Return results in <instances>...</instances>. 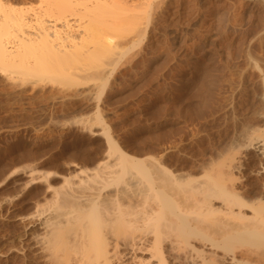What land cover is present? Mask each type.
<instances>
[{
    "label": "rangeland",
    "instance_id": "rangeland-1",
    "mask_svg": "<svg viewBox=\"0 0 264 264\" xmlns=\"http://www.w3.org/2000/svg\"><path fill=\"white\" fill-rule=\"evenodd\" d=\"M120 1L135 4L134 14L144 18L150 4L151 22L146 33L142 19L139 34H112L120 46L113 53L98 49L89 63L111 58L112 66L103 68H114L112 75L90 70L72 85L0 76V264L45 263V255L29 246L42 233L44 208L79 169H93L113 155L105 130L130 156L165 157L174 171L209 165L232 149L234 154L255 128L263 130L259 4ZM250 151L243 181L259 189L262 177L255 171L264 162Z\"/></svg>",
    "mask_w": 264,
    "mask_h": 264
},
{
    "label": "bare ground",
    "instance_id": "bare-ground-1",
    "mask_svg": "<svg viewBox=\"0 0 264 264\" xmlns=\"http://www.w3.org/2000/svg\"><path fill=\"white\" fill-rule=\"evenodd\" d=\"M250 2L264 16L263 2ZM133 7L120 0H0V76L72 85L90 70L112 75L114 68H103L111 58L89 62L98 49L120 48L112 34L140 33L142 19L147 32L150 4L145 18ZM259 129L247 134L245 150L187 171H174L165 157L130 156L105 130L113 155L52 193L42 233L29 246L45 255L44 264H264V164L254 170L259 189L243 181L247 150L264 162Z\"/></svg>",
    "mask_w": 264,
    "mask_h": 264
}]
</instances>
